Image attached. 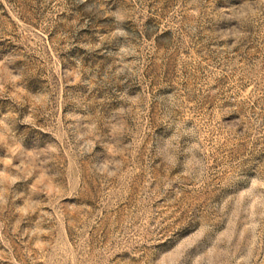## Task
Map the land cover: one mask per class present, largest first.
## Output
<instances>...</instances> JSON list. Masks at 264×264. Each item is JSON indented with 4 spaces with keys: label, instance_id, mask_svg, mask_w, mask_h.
Wrapping results in <instances>:
<instances>
[{
    "label": "rangeland",
    "instance_id": "rangeland-1",
    "mask_svg": "<svg viewBox=\"0 0 264 264\" xmlns=\"http://www.w3.org/2000/svg\"><path fill=\"white\" fill-rule=\"evenodd\" d=\"M0 264H264V0H0Z\"/></svg>",
    "mask_w": 264,
    "mask_h": 264
}]
</instances>
